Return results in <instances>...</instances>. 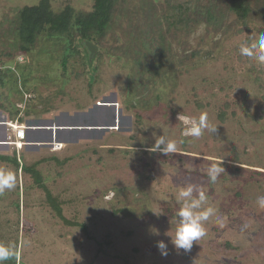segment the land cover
Segmentation results:
<instances>
[{
  "label": "rangeland",
  "instance_id": "obj_1",
  "mask_svg": "<svg viewBox=\"0 0 264 264\" xmlns=\"http://www.w3.org/2000/svg\"><path fill=\"white\" fill-rule=\"evenodd\" d=\"M39 1L0 0V113L24 121L26 142L38 143L19 149L5 142L10 129L0 135V155L19 164L0 161L16 174L15 189L0 194V243L15 245L16 264H264V65L239 52L264 32V2L240 19L227 0H116L103 35L41 34L21 52L19 12ZM50 4L76 15L93 0ZM35 112L69 129L33 131ZM201 114L216 133L184 136L190 123L178 116ZM153 133L177 152H149ZM55 135L63 152L51 151ZM214 163L225 172L209 182ZM189 184L202 186L201 210L215 211L186 252L165 233L179 225L178 193Z\"/></svg>",
  "mask_w": 264,
  "mask_h": 264
},
{
  "label": "clouds",
  "instance_id": "obj_2",
  "mask_svg": "<svg viewBox=\"0 0 264 264\" xmlns=\"http://www.w3.org/2000/svg\"><path fill=\"white\" fill-rule=\"evenodd\" d=\"M249 36V41L243 42L239 46V52L243 56L252 57L258 65H264V32ZM178 120H187L190 123L183 135L192 136L195 138L201 137L205 130L211 134L216 133L217 126H213L208 122L206 114H201L198 119L188 118L182 115L178 116ZM155 143L148 148L149 152H159L164 155L177 152V142L170 140L164 135L157 136L153 133ZM222 163V162H221ZM221 163L210 164L206 167V175L209 182H215L221 173L225 172L224 166ZM16 187V174L10 169L0 168V194L6 190H13ZM194 193L196 194L194 196ZM179 199L182 201V206L179 209V225L176 227L174 235H168L170 243L174 249L190 251L193 242L205 235L203 222L208 220L214 214L212 207L202 209V205L206 201V196L200 185L189 184L181 187L178 193ZM259 208L264 209V196H258L256 200ZM199 209V211H196ZM223 226V225H221ZM155 229V228H153ZM152 232L154 235H159L157 229ZM156 247L162 256L168 255V244L163 240H158ZM16 256V247L13 243H0V264H5L6 261Z\"/></svg>",
  "mask_w": 264,
  "mask_h": 264
},
{
  "label": "trees",
  "instance_id": "obj_3",
  "mask_svg": "<svg viewBox=\"0 0 264 264\" xmlns=\"http://www.w3.org/2000/svg\"><path fill=\"white\" fill-rule=\"evenodd\" d=\"M255 0H227L228 9L240 19H245L250 13V3ZM263 1L264 0H259ZM116 0H93L92 10L87 13H74L72 7L67 6L61 13H54L51 9L50 0H40L37 5L23 7L18 15V36L21 52H27L34 44L36 38L41 34L49 36H61L69 34L71 29H76L78 36L82 40L90 39L92 35H103L112 20ZM192 9L191 3H185L179 6L183 12V19ZM210 16L209 9L206 10ZM0 161L12 162L19 166L16 156L0 155ZM34 168V167H33ZM23 165L21 171H28ZM35 182L41 186V180L37 171L33 172ZM48 198L50 193L44 188ZM59 218L67 225L73 223L66 221L58 206L53 204ZM9 264H16V256L9 260Z\"/></svg>",
  "mask_w": 264,
  "mask_h": 264
},
{
  "label": "crops",
  "instance_id": "obj_4",
  "mask_svg": "<svg viewBox=\"0 0 264 264\" xmlns=\"http://www.w3.org/2000/svg\"><path fill=\"white\" fill-rule=\"evenodd\" d=\"M19 106H20V103L16 104V107H19ZM40 115L41 114L36 113V112H35V114L34 113L33 114H30V118L29 119L31 121L33 120L32 122H35V124L32 125L33 127H32L31 130L36 131V132L45 130V131H49V132L52 133L54 130H68L69 129V128L67 129L66 127H62L64 129H59V126H56L55 124H53L50 116L44 118L45 117V115H44L43 118H41ZM23 122L19 121V119L16 118V116H14L13 118H10L9 119L5 114L0 113V131H1L0 132V135L2 137H4V138L6 137V134H8L9 129H10V127L8 126L10 123L11 124H13V123L21 124V125H24L26 127V137H25L24 147H28V146H34L35 147V146H38V143H36V142L35 143H27L26 142L27 141V130H29L30 128L28 129L27 125L24 124L25 122L24 123ZM38 122L39 123L40 122H46V124H38ZM6 141H8V138L5 139V142ZM5 142L4 143L1 142L0 145H5ZM53 142L61 143V142H59V139L56 137V135H55V137H53ZM7 145H10V144H7ZM10 146H12V145H10ZM64 147H65V145H64ZM51 151L53 153L59 152V151H56L55 152L53 150H51ZM62 152H63V150H62Z\"/></svg>",
  "mask_w": 264,
  "mask_h": 264
},
{
  "label": "built area",
  "instance_id": "obj_5",
  "mask_svg": "<svg viewBox=\"0 0 264 264\" xmlns=\"http://www.w3.org/2000/svg\"><path fill=\"white\" fill-rule=\"evenodd\" d=\"M8 126L10 127L11 134L8 136L9 140L7 142L21 149L22 145L25 143L26 127L16 123H10ZM63 147L64 145L62 143L54 142L52 144V150L55 152L62 150Z\"/></svg>",
  "mask_w": 264,
  "mask_h": 264
},
{
  "label": "water",
  "instance_id": "obj_6",
  "mask_svg": "<svg viewBox=\"0 0 264 264\" xmlns=\"http://www.w3.org/2000/svg\"><path fill=\"white\" fill-rule=\"evenodd\" d=\"M85 47L87 48L88 52L92 55L95 51L98 50V48L92 44L91 42L89 41H86L85 42Z\"/></svg>",
  "mask_w": 264,
  "mask_h": 264
}]
</instances>
